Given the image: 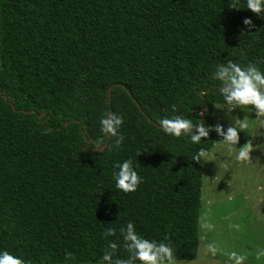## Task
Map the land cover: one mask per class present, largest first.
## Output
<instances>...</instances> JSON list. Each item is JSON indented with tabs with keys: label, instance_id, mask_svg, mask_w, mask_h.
Here are the masks:
<instances>
[{
	"label": "trees",
	"instance_id": "16d2710c",
	"mask_svg": "<svg viewBox=\"0 0 264 264\" xmlns=\"http://www.w3.org/2000/svg\"><path fill=\"white\" fill-rule=\"evenodd\" d=\"M229 3L0 0V250L23 264H100L112 241L113 260L128 259L130 221L175 261L198 258L205 159L192 157L212 150L213 131L192 144L158 121L199 124L208 106L213 126L227 107L216 66L264 72V13ZM105 113L123 118L119 147L101 132ZM129 159L142 183L125 193L114 173Z\"/></svg>",
	"mask_w": 264,
	"mask_h": 264
},
{
	"label": "rangeland",
	"instance_id": "374dc122",
	"mask_svg": "<svg viewBox=\"0 0 264 264\" xmlns=\"http://www.w3.org/2000/svg\"><path fill=\"white\" fill-rule=\"evenodd\" d=\"M235 119L246 122L236 147L251 141L250 159L237 161L236 148L213 131L203 170L198 258L175 264H264V117L217 106L213 127L226 129Z\"/></svg>",
	"mask_w": 264,
	"mask_h": 264
},
{
	"label": "clouds",
	"instance_id": "9594fccd",
	"mask_svg": "<svg viewBox=\"0 0 264 264\" xmlns=\"http://www.w3.org/2000/svg\"><path fill=\"white\" fill-rule=\"evenodd\" d=\"M229 7L234 5L229 3ZM247 9L255 14L264 13V0H247ZM245 26H251L249 19L243 21ZM213 79L220 83V94L229 111L237 108L243 110L251 106L255 110L257 117H264V72L255 64L249 63L246 67L229 60L227 63L216 66ZM123 124V118L114 113H105L100 120L101 132L115 138L116 147L123 142L124 137L119 134ZM161 131L173 137L187 136L192 144H200L206 140L211 131H215L221 138V142L236 148V160L248 161L252 152L251 141L242 147L239 144L241 129L247 125L241 119H235L226 129L223 125L217 124L214 127H205V124H193L192 119L175 116L173 118H162L158 121ZM96 149H102L98 144ZM208 152L200 148L193 155L192 160L198 162L207 159ZM115 187L125 193L135 192L142 177L133 167L132 161L125 160L118 165V170L114 173ZM123 239V246L129 253L128 259L113 260V255L118 245L109 241L108 250L101 257L100 264H175L173 249L163 241L149 240L138 234L132 222H128L125 228L120 229ZM106 237L114 235L112 229H108ZM0 264H23V261L12 255L7 250H0ZM239 264V262H238Z\"/></svg>",
	"mask_w": 264,
	"mask_h": 264
},
{
	"label": "water",
	"instance_id": "95a60500",
	"mask_svg": "<svg viewBox=\"0 0 264 264\" xmlns=\"http://www.w3.org/2000/svg\"><path fill=\"white\" fill-rule=\"evenodd\" d=\"M209 110V107L207 106L202 112H201V115H202V118H201V121H200V123H202L203 122V119H204V115H205V112H207ZM43 116V115H42ZM105 149V147L104 148H102V149H99L98 151H103Z\"/></svg>",
	"mask_w": 264,
	"mask_h": 264
}]
</instances>
